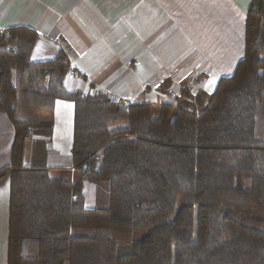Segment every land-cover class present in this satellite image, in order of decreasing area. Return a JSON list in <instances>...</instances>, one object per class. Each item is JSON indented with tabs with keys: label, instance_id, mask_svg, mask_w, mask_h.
Returning <instances> with one entry per match:
<instances>
[{
	"label": "trees",
	"instance_id": "1",
	"mask_svg": "<svg viewBox=\"0 0 264 264\" xmlns=\"http://www.w3.org/2000/svg\"><path fill=\"white\" fill-rule=\"evenodd\" d=\"M36 39L0 30V110L14 128L6 264H264V0L249 4L232 75L157 106L68 90L67 56L32 61ZM55 100L74 105L62 176L45 165ZM101 180L106 207L85 208L83 182Z\"/></svg>",
	"mask_w": 264,
	"mask_h": 264
},
{
	"label": "crops",
	"instance_id": "2",
	"mask_svg": "<svg viewBox=\"0 0 264 264\" xmlns=\"http://www.w3.org/2000/svg\"><path fill=\"white\" fill-rule=\"evenodd\" d=\"M251 1L0 0V30H34L32 61L65 54L69 68L64 83L70 91L105 95L125 105L157 106L173 103L183 89L192 95L211 93L221 77L232 75L244 55ZM46 117L52 129L45 165L54 176L73 174L74 105L55 100ZM13 137L11 120L0 110V172L8 169L0 176V264H6ZM30 151L28 143L24 166L31 162ZM96 185L83 182L85 208L101 203Z\"/></svg>",
	"mask_w": 264,
	"mask_h": 264
},
{
	"label": "rangeland",
	"instance_id": "3",
	"mask_svg": "<svg viewBox=\"0 0 264 264\" xmlns=\"http://www.w3.org/2000/svg\"><path fill=\"white\" fill-rule=\"evenodd\" d=\"M37 138H42V137H37ZM25 157H27V156H25ZM24 164L28 165L26 163H24ZM103 182H105V183H103ZM96 187L97 188L99 187L98 191L101 193V203H99L98 206L99 207H106V205L108 203L107 202V200H108V190H106V193H105L104 190H105V187H107V180H101L100 182L97 183ZM104 193H105V195H104ZM104 196H105V198H104ZM254 213H255L254 215L264 219V214H262L261 212H254Z\"/></svg>",
	"mask_w": 264,
	"mask_h": 264
}]
</instances>
